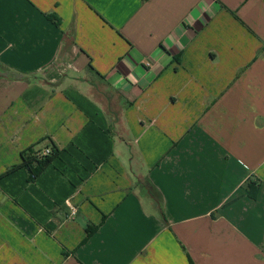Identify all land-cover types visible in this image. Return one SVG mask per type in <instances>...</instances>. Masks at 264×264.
I'll list each match as a JSON object with an SVG mask.
<instances>
[{
  "label": "crops",
  "instance_id": "1",
  "mask_svg": "<svg viewBox=\"0 0 264 264\" xmlns=\"http://www.w3.org/2000/svg\"><path fill=\"white\" fill-rule=\"evenodd\" d=\"M0 264H264V0H0Z\"/></svg>",
  "mask_w": 264,
  "mask_h": 264
},
{
  "label": "trees",
  "instance_id": "2",
  "mask_svg": "<svg viewBox=\"0 0 264 264\" xmlns=\"http://www.w3.org/2000/svg\"><path fill=\"white\" fill-rule=\"evenodd\" d=\"M42 138L34 144L21 151V161L9 166L1 175H6L20 168H26L29 172L30 180H35L59 155L60 149L53 143L42 146ZM50 147V152H45V148ZM255 195V194H254ZM93 231V229H92Z\"/></svg>",
  "mask_w": 264,
  "mask_h": 264
},
{
  "label": "clouds",
  "instance_id": "3",
  "mask_svg": "<svg viewBox=\"0 0 264 264\" xmlns=\"http://www.w3.org/2000/svg\"><path fill=\"white\" fill-rule=\"evenodd\" d=\"M139 82V81H137ZM124 84V77H119L116 81L113 82V87L120 88Z\"/></svg>",
  "mask_w": 264,
  "mask_h": 264
},
{
  "label": "built area",
  "instance_id": "4",
  "mask_svg": "<svg viewBox=\"0 0 264 264\" xmlns=\"http://www.w3.org/2000/svg\"><path fill=\"white\" fill-rule=\"evenodd\" d=\"M50 150H51L50 147L45 148V152L47 153L50 152Z\"/></svg>",
  "mask_w": 264,
  "mask_h": 264
}]
</instances>
